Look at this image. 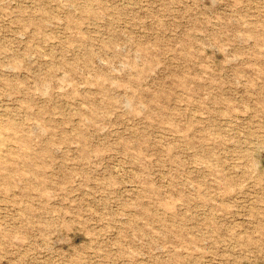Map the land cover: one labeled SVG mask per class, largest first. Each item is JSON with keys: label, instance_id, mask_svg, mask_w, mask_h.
Wrapping results in <instances>:
<instances>
[{"label": "rangeland", "instance_id": "1", "mask_svg": "<svg viewBox=\"0 0 264 264\" xmlns=\"http://www.w3.org/2000/svg\"><path fill=\"white\" fill-rule=\"evenodd\" d=\"M0 264H264V0H0Z\"/></svg>", "mask_w": 264, "mask_h": 264}]
</instances>
